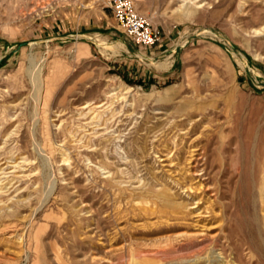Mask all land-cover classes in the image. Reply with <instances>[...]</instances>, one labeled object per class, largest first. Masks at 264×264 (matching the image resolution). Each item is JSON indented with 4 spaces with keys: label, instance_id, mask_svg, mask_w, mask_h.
Here are the masks:
<instances>
[{
    "label": "rangeland",
    "instance_id": "1",
    "mask_svg": "<svg viewBox=\"0 0 264 264\" xmlns=\"http://www.w3.org/2000/svg\"><path fill=\"white\" fill-rule=\"evenodd\" d=\"M134 2L145 82L108 0H0V264H264V0Z\"/></svg>",
    "mask_w": 264,
    "mask_h": 264
},
{
    "label": "built area",
    "instance_id": "2",
    "mask_svg": "<svg viewBox=\"0 0 264 264\" xmlns=\"http://www.w3.org/2000/svg\"><path fill=\"white\" fill-rule=\"evenodd\" d=\"M108 3L115 23L133 44L149 48L160 40L158 30L137 12L134 0H108Z\"/></svg>",
    "mask_w": 264,
    "mask_h": 264
},
{
    "label": "crops",
    "instance_id": "3",
    "mask_svg": "<svg viewBox=\"0 0 264 264\" xmlns=\"http://www.w3.org/2000/svg\"><path fill=\"white\" fill-rule=\"evenodd\" d=\"M136 1H138L139 4H142L141 0ZM159 37L160 40L155 45L149 48H141L132 43L135 47L138 48V52L140 53V55H135L139 59H133L130 65L126 67V70L123 69V71L125 70L132 77L137 78V80H141L142 82L151 79V77L157 76V74L152 73V69H150V62L154 57L160 55L169 44L168 36L164 35ZM155 62H160V60Z\"/></svg>",
    "mask_w": 264,
    "mask_h": 264
},
{
    "label": "bare ground",
    "instance_id": "4",
    "mask_svg": "<svg viewBox=\"0 0 264 264\" xmlns=\"http://www.w3.org/2000/svg\"><path fill=\"white\" fill-rule=\"evenodd\" d=\"M34 74H36V73H34ZM39 74V73H38ZM37 78V77H36ZM39 90V89H38ZM41 91V90H40ZM36 99V101H38L39 99H38V95H37V97L35 98ZM176 214V213H175ZM147 216V215H146ZM182 237V236H181ZM165 238V237H164ZM163 238V239H164ZM193 238H190V240H192ZM168 240V239H167ZM170 240V239H169ZM163 242V241H162ZM108 260V259H107ZM107 262H109V261H107Z\"/></svg>",
    "mask_w": 264,
    "mask_h": 264
}]
</instances>
